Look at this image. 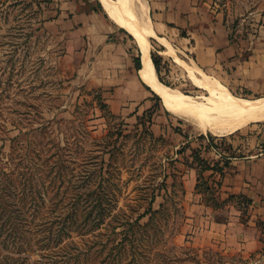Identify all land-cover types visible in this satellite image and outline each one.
<instances>
[{
	"label": "rangeland",
	"instance_id": "obj_1",
	"mask_svg": "<svg viewBox=\"0 0 264 264\" xmlns=\"http://www.w3.org/2000/svg\"><path fill=\"white\" fill-rule=\"evenodd\" d=\"M76 2L0 0V264H264V223L249 198L222 191L224 162L204 156L208 149L242 156L250 140L254 152L264 148V122L214 137L170 114L141 85L139 50L124 30L128 82L114 92L87 77L92 65L66 48ZM148 15L173 50L149 39L163 84L200 100L208 94L194 73L255 99L198 71ZM232 141L239 152L229 151ZM203 160L222 175L204 170ZM196 201L208 203L212 222L248 227L262 250H233L236 232L211 226L192 208Z\"/></svg>",
	"mask_w": 264,
	"mask_h": 264
},
{
	"label": "crops",
	"instance_id": "obj_2",
	"mask_svg": "<svg viewBox=\"0 0 264 264\" xmlns=\"http://www.w3.org/2000/svg\"><path fill=\"white\" fill-rule=\"evenodd\" d=\"M146 2L155 25L173 38L179 50L191 55L198 69L217 73L227 86L244 95L264 98V0ZM98 4L94 0H77L76 9L68 13L72 26L67 34L72 40L67 41L66 48L71 45L80 63L92 65L91 69L86 66L87 77L90 74L105 80L106 86L115 92L128 82L130 51L121 34L123 29L109 20ZM84 71L83 66L81 72ZM137 91L141 101L150 106L145 93ZM238 146L240 142L232 141L229 151L237 150ZM254 146L257 145L247 141V151L242 156H224L225 153L222 155L214 149H208L204 156L211 162H227L221 181L222 191L249 198L252 214L264 223V148L254 152ZM192 208L201 211L211 226L222 227L229 234L233 230L236 232L233 250L250 254L262 250L258 238L246 233L248 227L244 228L232 219L226 224L212 222L208 206L201 201H196Z\"/></svg>",
	"mask_w": 264,
	"mask_h": 264
},
{
	"label": "bare ground",
	"instance_id": "obj_3",
	"mask_svg": "<svg viewBox=\"0 0 264 264\" xmlns=\"http://www.w3.org/2000/svg\"><path fill=\"white\" fill-rule=\"evenodd\" d=\"M98 1L109 20L136 41L138 50L143 55V68L139 73L137 71V77L159 97L167 112L190 122L199 132L214 137L229 136L252 123L264 121V98L254 100L237 98L209 77L194 78V73L190 72L196 86L208 94L200 100L163 84L151 60L149 39H155L165 46L169 55L173 54V50L166 40L156 36L148 15L146 0Z\"/></svg>",
	"mask_w": 264,
	"mask_h": 264
},
{
	"label": "trees",
	"instance_id": "obj_4",
	"mask_svg": "<svg viewBox=\"0 0 264 264\" xmlns=\"http://www.w3.org/2000/svg\"><path fill=\"white\" fill-rule=\"evenodd\" d=\"M98 7H99V4H98ZM150 56H151L152 63L154 65V68H155L156 73H157L158 78H159L160 67H161L162 59H161V57H158V56L157 57H154L153 54H151ZM133 62H134V65H135L136 70L138 71L140 69V60H139V57L136 58V59H134ZM159 80L161 81L160 78H159ZM140 83L143 86V88L146 89V91H149L150 92V90L142 82H140ZM153 95L155 96L156 100H160L157 95H155L154 93H153ZM202 163L205 165L204 170H215V171L220 172V175H222V173H221L222 172V169L220 168V166L217 163L214 164L213 167H209L207 165V161H205V160H203ZM224 166L227 167V162H224ZM218 187H220V185H218ZM233 197H235V196L234 195H230V198H233ZM239 197L243 198L244 196L243 195H239ZM245 201L248 203L249 206L251 205V200L245 198ZM205 205L209 206L208 203H206ZM215 221L218 224H226L228 222L227 219H222V220H217L216 219Z\"/></svg>",
	"mask_w": 264,
	"mask_h": 264
},
{
	"label": "water",
	"instance_id": "obj_5",
	"mask_svg": "<svg viewBox=\"0 0 264 264\" xmlns=\"http://www.w3.org/2000/svg\"><path fill=\"white\" fill-rule=\"evenodd\" d=\"M138 48V47H137ZM143 55L142 52L139 51V60H140V69L138 70V73L142 70L143 68V61H142ZM153 93V92H152Z\"/></svg>",
	"mask_w": 264,
	"mask_h": 264
}]
</instances>
